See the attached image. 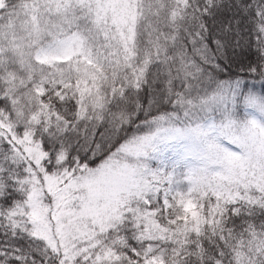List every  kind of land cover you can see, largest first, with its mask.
Segmentation results:
<instances>
[{
  "label": "snow or ice",
  "instance_id": "6c2138e0",
  "mask_svg": "<svg viewBox=\"0 0 264 264\" xmlns=\"http://www.w3.org/2000/svg\"><path fill=\"white\" fill-rule=\"evenodd\" d=\"M0 264H264V0H0Z\"/></svg>",
  "mask_w": 264,
  "mask_h": 264
}]
</instances>
